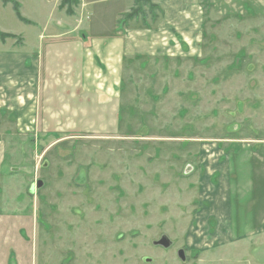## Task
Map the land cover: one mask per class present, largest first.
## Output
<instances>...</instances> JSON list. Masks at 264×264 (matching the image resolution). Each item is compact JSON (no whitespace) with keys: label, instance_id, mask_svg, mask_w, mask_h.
Returning <instances> with one entry per match:
<instances>
[{"label":"rangeland","instance_id":"374dc122","mask_svg":"<svg viewBox=\"0 0 264 264\" xmlns=\"http://www.w3.org/2000/svg\"><path fill=\"white\" fill-rule=\"evenodd\" d=\"M16 1L32 18L46 0ZM210 1L180 78L176 62L152 77L126 64L116 96H65L58 77L37 130L3 132L0 264H184V249L202 253L187 264H264V0ZM114 2L84 24L109 32ZM149 10L140 0L135 14ZM4 27L39 30L0 0ZM7 34L0 46L24 42Z\"/></svg>","mask_w":264,"mask_h":264},{"label":"crops","instance_id":"0c3cea01","mask_svg":"<svg viewBox=\"0 0 264 264\" xmlns=\"http://www.w3.org/2000/svg\"><path fill=\"white\" fill-rule=\"evenodd\" d=\"M101 1L78 0L69 14L61 0H46L39 4L37 16L27 18L22 13L23 19L18 17L25 26L42 31L38 30L36 38L34 35L35 39L29 41L27 33L20 30L24 42L13 48H6L7 40H1L0 136L14 128L20 132L37 130L34 123L40 111L39 100L50 96V87L56 86L58 77L65 96H116L124 84L126 64L127 73L135 72L138 64L152 77L161 66L170 70L171 62H176L173 74L178 79L186 58L199 59L204 38L200 0H151V10L154 6L158 13L149 10L134 17L128 15L137 7L136 0H115L109 32L98 33L84 24L82 16L86 17ZM213 4L217 5L214 0ZM0 31L18 36L17 31L5 27ZM227 172L222 168L213 173L226 179ZM229 203L227 200L232 212Z\"/></svg>","mask_w":264,"mask_h":264},{"label":"trees","instance_id":"16d2710c","mask_svg":"<svg viewBox=\"0 0 264 264\" xmlns=\"http://www.w3.org/2000/svg\"><path fill=\"white\" fill-rule=\"evenodd\" d=\"M148 1V3H151V0H147ZM210 1V0H209ZM3 2L5 3V4H8V3H12L13 4V6H14V9H15V11H16V14L18 15V17L19 18H21V19H23L22 18V16H21V13H20V5L18 4V2L16 1V0H3ZM136 2H137V5H138V3L140 2V0H136ZM78 0H63L62 1V4H61V6L63 7V8H66L67 9V12L69 13V14H72L73 12H74V9H73V7H76L77 5H78ZM213 6V3H212V0L210 1V7H212ZM135 11V9L133 10V12ZM136 11L134 12V14L133 13H131L130 15H128L129 17H134L136 14ZM139 14V13H138ZM137 14V15H138ZM9 37V34H7V33H3V32H1L0 31V37ZM3 41V40H2ZM5 41V40H4Z\"/></svg>","mask_w":264,"mask_h":264},{"label":"water","instance_id":"95a60500","mask_svg":"<svg viewBox=\"0 0 264 264\" xmlns=\"http://www.w3.org/2000/svg\"><path fill=\"white\" fill-rule=\"evenodd\" d=\"M43 185L42 181H38L36 186L33 185L31 188V192L33 193L35 191V189H39L41 186ZM156 245H160L163 246L165 248H169L172 245V241L169 239L168 236H163L161 237V239H159L157 242H155ZM183 250L180 251V256L182 257V259H185L184 254H183Z\"/></svg>","mask_w":264,"mask_h":264},{"label":"flooded vegetation","instance_id":"af4514ba","mask_svg":"<svg viewBox=\"0 0 264 264\" xmlns=\"http://www.w3.org/2000/svg\"><path fill=\"white\" fill-rule=\"evenodd\" d=\"M163 236H165V235H163ZM163 236H161V237H163ZM242 237V236H241ZM237 238H240V236H237L236 237V239ZM161 239V238H160ZM170 239V238H169ZM171 240V239H170ZM237 240H239V239H237ZM157 242V241H156ZM156 244V243H155ZM172 244H173V242H172ZM160 246V245H159ZM172 246V245H171ZM163 247V246H162ZM165 248V247H164ZM183 254H184V257H185V259H182V257L180 256V252H179V258H180V260L184 263V264H187L190 260H200V256H202V253H199V252H193V250H192V252H190V254H191V256H189V255H187V253H186V251H185V249L183 250ZM209 255V254H208ZM214 256L215 254H211V255H209V256ZM228 258V257H227Z\"/></svg>","mask_w":264,"mask_h":264}]
</instances>
